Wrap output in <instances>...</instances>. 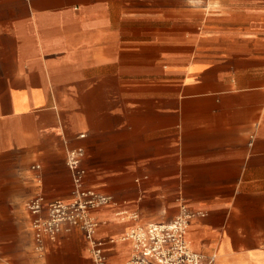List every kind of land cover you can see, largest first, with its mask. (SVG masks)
Segmentation results:
<instances>
[{"label":"crops","instance_id":"crops-1","mask_svg":"<svg viewBox=\"0 0 264 264\" xmlns=\"http://www.w3.org/2000/svg\"><path fill=\"white\" fill-rule=\"evenodd\" d=\"M68 147L113 198L108 264L181 203L204 264H264V0H0V264H92L69 225L34 249L26 204L71 198Z\"/></svg>","mask_w":264,"mask_h":264},{"label":"built area","instance_id":"built-area-1","mask_svg":"<svg viewBox=\"0 0 264 264\" xmlns=\"http://www.w3.org/2000/svg\"><path fill=\"white\" fill-rule=\"evenodd\" d=\"M84 154L83 147L67 149L66 163L73 180L69 200L48 202L44 197L38 196L26 204L32 215L34 249L43 256L46 241H55L64 231L65 225H69L84 233L92 264H108L104 243L96 237L99 223L92 216V212L112 203L113 198L84 185ZM198 215L203 213L194 212L187 204L181 203L178 214L171 222H150L131 228L122 237V240L132 243V255L127 264H204V257L195 252L187 240L190 222ZM138 217L137 214L133 215L134 219ZM211 262L212 259L207 264Z\"/></svg>","mask_w":264,"mask_h":264}]
</instances>
